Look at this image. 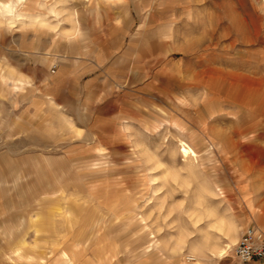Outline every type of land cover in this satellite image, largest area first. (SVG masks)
Wrapping results in <instances>:
<instances>
[{
  "label": "rangeland",
  "instance_id": "374dc122",
  "mask_svg": "<svg viewBox=\"0 0 264 264\" xmlns=\"http://www.w3.org/2000/svg\"><path fill=\"white\" fill-rule=\"evenodd\" d=\"M78 56L89 102L109 98L71 124L22 119L28 69ZM66 79L48 90L82 92ZM0 170V236L29 231L0 264H74L105 231L127 262L247 264L234 245L264 231V0H0Z\"/></svg>",
  "mask_w": 264,
  "mask_h": 264
},
{
  "label": "crops",
  "instance_id": "0c3cea01",
  "mask_svg": "<svg viewBox=\"0 0 264 264\" xmlns=\"http://www.w3.org/2000/svg\"><path fill=\"white\" fill-rule=\"evenodd\" d=\"M122 32L124 36L127 35L129 33V28L123 27ZM71 45H74V41H71ZM89 64L88 60H84L81 56H78L76 59H71L65 62L61 61L55 71H53V75L43 73L42 75L31 76L30 69H28V75L24 76L22 79L26 83L25 88L22 90V100L27 98V103L24 104L25 109L21 112L20 117H22V119L24 118L25 121H29V123H36L38 125L47 124L49 126H55L56 122L60 124L62 120L61 118L67 117L66 121L71 124L73 115L76 114L81 116L87 114L86 110L89 108L101 106L109 97L99 94L94 98L93 102H89V99L84 92L87 85L91 82L90 79H85L87 74H89V69H87ZM92 64L94 63L92 62ZM94 66V75L98 77L96 69H100L101 66L97 65V63H95ZM10 74L11 75L9 76L13 79L15 76H13L12 73ZM63 77L69 78V80L66 79L69 83H72L75 77L79 86L82 87V92L74 94L69 88L65 89L64 95L57 92H50L48 90L49 86H55L58 80H62ZM31 83L35 85L32 86L30 85ZM13 103L15 105L17 104L15 99H13ZM75 109L77 110L74 113ZM57 130H59V128ZM5 170L8 172L7 167ZM9 174L10 176L13 175V173ZM5 209L6 208L4 207L3 211ZM4 226L7 229L5 230V234L2 233V236H0V246H4L3 248H5V252L16 249L18 246H15V244L23 245L24 243L29 242V237L27 236L29 233L28 222H22L20 225L17 222L14 223L13 221L10 222V220H7ZM56 227L60 228L61 224L59 225L58 222L57 225L53 223V225L49 226V228L52 229L49 232L53 233L51 237L54 241L61 240L56 234ZM19 228H23V230L20 231ZM38 232L39 234L37 238L39 241L45 239V223L39 225ZM108 232L109 231L100 232L99 235L95 236L93 244L85 248V251L82 252L79 257H75L74 264H143V258L141 257H134L135 259L133 262H127L125 248L120 242L119 235H114L113 233L109 235ZM61 242L65 245L63 248L67 251L68 249H71L74 255V251L77 249L76 243L69 240ZM89 249L91 250L90 253L88 251ZM28 252L29 251L27 250L26 253ZM59 252L57 253L58 255L60 254ZM58 255L52 260L51 264H59L57 263ZM148 257L150 258V256Z\"/></svg>",
  "mask_w": 264,
  "mask_h": 264
},
{
  "label": "built area",
  "instance_id": "2783aa9c",
  "mask_svg": "<svg viewBox=\"0 0 264 264\" xmlns=\"http://www.w3.org/2000/svg\"><path fill=\"white\" fill-rule=\"evenodd\" d=\"M234 254L247 264H264V231L255 225L248 226L234 245Z\"/></svg>",
  "mask_w": 264,
  "mask_h": 264
},
{
  "label": "bare ground",
  "instance_id": "6f19581e",
  "mask_svg": "<svg viewBox=\"0 0 264 264\" xmlns=\"http://www.w3.org/2000/svg\"><path fill=\"white\" fill-rule=\"evenodd\" d=\"M217 189H218V192H220V194H223V192H221V189L219 188V186H217ZM235 231V230H234ZM233 239H235L236 237H237V231H235V232H233ZM237 240V239H236ZM229 245V244H228ZM227 245V246H228ZM226 250V249H225ZM223 251V250H222ZM223 253H224V251H223Z\"/></svg>",
  "mask_w": 264,
  "mask_h": 264
}]
</instances>
